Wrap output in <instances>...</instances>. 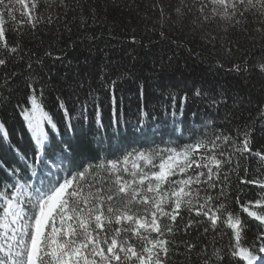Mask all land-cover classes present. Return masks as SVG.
<instances>
[{
  "label": "snow or ice",
  "instance_id": "obj_1",
  "mask_svg": "<svg viewBox=\"0 0 264 264\" xmlns=\"http://www.w3.org/2000/svg\"><path fill=\"white\" fill-rule=\"evenodd\" d=\"M109 7L140 14V5L117 0H0V68L25 65L23 72L9 70L0 77V264H264V142L256 139L257 121L228 132L205 119L207 112L200 117L198 110L190 111L185 118L190 102L217 109L226 100L222 88L194 84L190 96L156 87L146 95L144 80L132 69L110 73L101 66L107 129L97 89L83 101H70L71 113L65 100L55 97L59 126L44 110L51 77L43 79L37 69H44L45 58L63 57L48 49L36 56L25 47L24 28L28 40L37 41L45 29L56 28L58 38L62 24L70 38L71 25L79 21L85 33L79 39L94 41L103 33L93 36L87 29L106 23ZM144 7L145 19L147 12L160 17L159 27L145 26L142 37L132 29L125 42L143 48L170 43L197 60H210L212 70L225 68L219 55L242 53L226 70L264 75V0H178L175 5L152 0ZM166 17L171 28L165 27ZM209 24L239 39L204 33ZM189 38L210 45L211 57L189 48ZM133 78L134 120L124 111V92H117L118 82ZM159 96L169 103L159 102ZM9 109L27 133V145L15 124H8ZM258 116L264 130V103ZM185 132L189 142L178 144ZM157 136L163 147L150 143ZM250 158L260 166L250 170ZM224 236L228 243L217 248Z\"/></svg>",
  "mask_w": 264,
  "mask_h": 264
},
{
  "label": "trees",
  "instance_id": "obj_2",
  "mask_svg": "<svg viewBox=\"0 0 264 264\" xmlns=\"http://www.w3.org/2000/svg\"><path fill=\"white\" fill-rule=\"evenodd\" d=\"M118 3L140 5L138 11L129 13L128 11L114 10L109 7L107 22L103 25L93 26L87 29V34L99 36L94 41L80 40L85 33L79 29V21L71 25L72 34L69 35L64 32L63 25H58L60 35L57 38L54 33L56 28L45 29L39 32V40L30 41L27 38L29 29L24 28L25 33V47L31 49L36 56H42L45 49L52 51L53 56H62V60H55L45 58V67L43 70L37 69V73L45 80L51 77V83L48 89L44 92L43 107L44 110L53 116L54 122L59 126L60 117L53 111L52 104L55 97L59 96L65 100L69 112L71 113L73 104L71 102H80L88 98V93L91 89H97V94L100 96L101 108L103 109V121L105 129L109 119L107 107V93L100 90L98 71L101 66L113 72L115 68L119 69H132L136 72L145 82V94L149 95L152 89L160 87L162 89L171 88L177 93L189 92V89L195 84L197 87L200 85L213 86L222 88L225 92L226 100L220 104L217 109H209L204 103L199 101L190 102L185 107V118L187 119L190 111L198 110L199 116L203 117L204 113H210L205 119H211L215 122V127L231 132L233 128L239 125L257 121L255 127L257 129L256 139L264 142V130L260 128L258 110L264 103V75L258 71H253L248 74L236 75L229 73L226 69L231 66V62H239L242 53H234L233 56L228 57L219 55V59L224 63V69L212 70L209 67L210 60L205 62L203 58L197 60L195 56H190L186 50L176 49L170 43H161L151 48H143L133 44L130 40L125 42L126 36L132 35V29H135V35L138 37L144 36L145 26L148 28L159 27L160 17L151 12H147L148 18L145 19V5L152 2V0H117ZM175 5L178 0H170ZM168 11V8H165ZM19 18V17H18ZM7 19V18H6ZM174 19V17H173ZM89 23H91L89 21ZM187 23V22H186ZM165 27L171 28L172 23L167 17L164 20ZM11 23L6 24V28L10 31V39L14 36L11 33ZM111 29V34H109ZM204 33H211L212 35L226 36L232 40H238V34L229 31L224 33L221 26L217 24L205 25ZM179 35V33H177ZM155 39V37H153ZM191 41V38H189ZM40 41L43 43L41 44ZM71 41H76L73 46H69ZM189 48H194L196 51L203 52L204 55L211 57V46L205 45L199 38L189 42ZM219 47V46H217ZM248 49H252L251 44H247ZM63 50V51H61ZM258 55V49L254 50ZM87 61V63H85ZM155 62V63H154ZM23 72L25 65L19 63L17 65L10 64L7 69L0 68V77L7 71ZM105 79H108L106 76ZM115 79V76H112ZM19 86V81H17ZM124 92L125 100V113L126 116L132 118L136 111V95L137 81L135 78L125 80L117 83V92ZM131 95L132 99L129 100L128 96ZM191 96V92H189ZM159 102L165 104L169 103L164 96H159ZM155 108L157 117L161 116L158 102ZM130 105V107H128ZM177 107H179V97H177ZM13 113L11 109L8 110V124H15L16 128L25 136L23 143L27 145V133L23 132L18 120L12 119ZM4 118V114L0 112V119ZM91 118V119H90ZM93 119L92 105L89 104L88 120L91 123ZM74 123H76L74 121ZM45 130L49 132L48 125H45ZM11 134V129H9ZM12 135V143L17 147L20 144L17 142L14 134ZM189 132H185L183 139L177 140L178 144L189 142ZM168 137H165L167 140ZM175 139V137H173ZM160 144L162 147L159 136L150 138V143ZM175 146V145H173ZM88 146L85 145L87 151ZM23 151V148H21ZM3 159V157H0ZM260 165L257 161L250 158V170ZM249 193L253 192L249 188ZM249 199L252 198L250 195ZM207 226V225H205ZM210 239V237L206 238ZM228 243V237L224 236L217 240L216 247H222Z\"/></svg>",
  "mask_w": 264,
  "mask_h": 264
},
{
  "label": "bare ground",
  "instance_id": "obj_3",
  "mask_svg": "<svg viewBox=\"0 0 264 264\" xmlns=\"http://www.w3.org/2000/svg\"><path fill=\"white\" fill-rule=\"evenodd\" d=\"M91 119V118H90Z\"/></svg>",
  "mask_w": 264,
  "mask_h": 264
}]
</instances>
